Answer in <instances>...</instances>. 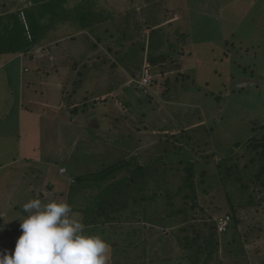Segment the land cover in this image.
Wrapping results in <instances>:
<instances>
[{
  "label": "rangeland",
  "instance_id": "1",
  "mask_svg": "<svg viewBox=\"0 0 264 264\" xmlns=\"http://www.w3.org/2000/svg\"><path fill=\"white\" fill-rule=\"evenodd\" d=\"M39 2L42 0H0V7L4 6L2 11L14 8L13 11L20 10L22 13L23 9ZM94 2L106 14V21L100 27L102 30L99 29L94 36L89 33L52 38L34 54L38 58L35 70L41 69L37 71L39 79L33 73L30 75L35 76L36 83L32 86L39 94L42 83L50 82L49 75L60 77L63 86L61 94L65 91V107L87 98L90 108L95 106V109L111 116V121L105 124L103 131L97 123L98 132L95 133L96 136L105 137L106 144L90 143L92 137H96L90 129L86 133L82 132L84 127L67 117L78 110L77 121L86 123L83 112H88L90 108L76 106L69 111L65 109L63 120L58 119L56 124L61 131L66 132L63 143H58L59 140L47 141L48 136H44L41 141L34 138L32 142V147L36 149L43 142H46L44 147L53 148V152L60 147L61 151L58 150L57 155L63 159L69 171L66 177L71 187L65 190L67 192L63 196L57 193L59 197L50 196L47 199L39 196L41 192L52 195L46 186L38 191L39 194L25 197L19 193L22 198H16V190L26 189L27 185L22 186L20 183L18 178L21 175L10 177L8 173L12 168L7 164L9 157L0 154V225L4 229L0 231V251L7 248H10L6 250L8 253L14 251L19 236L14 239L4 237L7 231L20 227L18 219L25 215L22 209L24 203L38 198L43 203L66 201L80 209L89 202L92 194L90 190L95 185H77L75 178L71 181V177L95 173L122 159L131 160L138 156L141 164L149 165L152 162L154 165L148 171L143 191L135 195L137 199L144 195L147 200L143 201L142 209L137 214V217H142L137 222L133 220L137 217L132 214V209L125 214L113 215L107 228L116 233L111 245L114 244L118 253L115 258H110L108 264H189L191 259L200 264L197 244L206 248L205 241L209 235L213 238V244L208 248L211 249L216 247V239L222 245V239L218 235L215 238L211 233L210 221L205 225L202 218L192 220L191 216L198 217L196 211H200L201 207H206L207 213L214 215V218L225 214L230 209L226 201L227 192L232 193L235 200L239 198L244 202L238 212L244 222L235 224L231 229L232 234L237 233L238 242L234 244V249L239 257H234L232 263L228 260L226 264H249L243 256L245 249H252L251 254H254V246L264 249V246H260L264 240V208L257 212L247 206L248 195L252 192L243 186L249 182L254 169L248 171L239 167L232 176L228 172L221 175L220 168L226 171L235 163L244 167L249 164L256 154L245 145L254 136L264 133V0H159L154 5L148 4L147 0ZM162 7L169 12L156 10ZM109 14L117 18L111 19ZM103 29H110V32L103 33ZM96 44H99L97 51L94 50ZM19 62L17 60L13 65H19ZM60 62L65 63V68L69 70L56 76L54 66L57 64L60 67ZM93 62L107 65L97 69L100 78L96 87L87 82H94L95 78H89L97 72L82 71L85 64L92 66ZM162 66H166L167 72L160 71ZM46 67L49 74L47 70L44 71ZM154 67H157L156 73ZM80 71L87 78L85 81L77 74ZM54 77L53 80L57 79ZM143 78L155 84L151 86L153 91L146 86L147 92L137 88ZM92 94L97 96V101H92ZM45 97L58 100L57 93H51L48 89L43 99ZM165 99L174 103L166 105L163 103ZM108 104L112 106L110 110ZM129 104L130 107L127 106ZM128 118L132 121L129 125ZM146 127L150 129L149 133L145 132ZM189 136H193V140L188 145ZM142 142L143 145L136 148ZM149 142L153 143L148 145ZM30 153L27 151L25 154ZM82 154H88V161L84 160ZM45 157L44 154L43 159ZM156 158L159 159L155 161ZM180 159L194 162L199 174L202 171L207 173L204 177L196 178L197 181L204 180L199 189L201 207L194 213L189 209V219L187 215L181 216L179 213L184 208L183 197L168 199V195L175 194L178 186L184 182V172L178 173L176 170L178 166H186L178 165ZM2 165L6 166L1 168ZM55 165L49 164L47 169H54ZM44 166L37 164L30 169L41 171ZM62 172L65 170L60 171V174ZM23 173L32 176L31 172ZM240 175L245 177L242 183L237 180L241 178ZM51 177L56 178L57 173ZM25 178L28 180L29 176ZM44 178L45 174L41 173V182L30 185L44 184ZM48 181L47 186L51 185ZM153 195L154 198L148 201ZM209 205L214 206V209H208ZM175 212L177 216L172 215ZM169 215H172V219H169ZM190 224H197L196 233H202L204 239L194 242L192 248H186L180 243L184 245L195 237L194 229L186 231ZM152 225L157 229L150 230ZM128 231H137L133 243L125 241V232ZM172 233L176 235L172 236ZM165 238L168 241L162 240ZM221 250L222 247L219 248L222 256ZM253 262L256 264L259 260L253 258Z\"/></svg>",
  "mask_w": 264,
  "mask_h": 264
},
{
  "label": "trees",
  "instance_id": "2",
  "mask_svg": "<svg viewBox=\"0 0 264 264\" xmlns=\"http://www.w3.org/2000/svg\"><path fill=\"white\" fill-rule=\"evenodd\" d=\"M83 1L81 3H75L74 0H42L37 5L30 6L31 8L23 9L25 13V17L28 24V29L24 25V22L21 18V11L17 10L16 12L14 8L10 11H2L4 6L0 7V56L4 55H12L14 57L19 56H27L29 63H32L31 67L37 61V57L35 54L40 48L46 46L47 43L52 40V38H60L62 35L67 36H76L91 33L92 35L96 34L99 29L106 21V14L102 11L101 7H99L94 1L95 0H79ZM159 2V0H147L148 4H155ZM156 10L164 11L168 13V9L156 8ZM111 19L117 18L113 14H109ZM167 15V14H166ZM177 19V18H176ZM28 32L31 34V39L29 38ZM103 33H109L110 29H103ZM67 33V34H66ZM93 35V36H94ZM112 37V35H111ZM114 37V35H113ZM62 38V37H61ZM98 42L99 39H98ZM103 42V40H102ZM101 42V43H102ZM99 45V44H98ZM95 46V51H97V46ZM102 45V44H100ZM107 47V46H106ZM109 49V48H108ZM111 52V49H110ZM100 57V56H99ZM150 57V56H149ZM160 59V58H159ZM108 62V61H107ZM171 62V61H169ZM172 63V62H171ZM162 65H165L164 63ZM75 67L76 63L74 64ZM159 67V66H158ZM166 66L160 67V71L162 73L167 72L165 70ZM74 69V68H73ZM157 67L153 68L154 73L157 72ZM37 72V71H36ZM163 75V74H162ZM80 77L83 76V73L79 74ZM180 79V78H178ZM138 82L137 88L141 90H145L146 88L140 87ZM155 85L151 83L149 87ZM147 87V89H149ZM150 90V89H149ZM147 92V91H146ZM131 104L127 105L130 107ZM131 119V117H130ZM128 118L127 121H132ZM126 124V123H125ZM133 129H129L128 131H132ZM147 133H149V128L146 127ZM261 130V128H260ZM146 132V131H145ZM262 133V132H261ZM193 140V136L188 137V145ZM198 141V140H197ZM245 146L248 147L249 150L256 154L253 156L251 160H249V164L245 167L242 165H231V167L224 171L220 168V173L223 175L225 172H228L232 176L237 168H243L251 172V178L247 184H243L247 191L252 192L248 195L249 202L247 206L249 208L256 209L257 212H260L262 208H264V133L258 134L254 136L252 140L248 142ZM183 148V147H181ZM164 157V156H163ZM160 158V157H159ZM159 158H156L157 161ZM139 157H134L131 160L122 159L113 165L105 167L101 171L95 173H86L83 175H79L74 177L75 184L83 185L86 183L94 184L95 187L90 190L92 194L90 195L89 202L87 201L85 205H82L80 209H76L72 207L73 213L78 215L86 226L85 231L88 234L100 235L106 242L110 245L111 253L110 258H115V255L118 253L114 244L111 245L112 237L116 236V233L109 231L107 225L112 221L114 214L127 213L129 209H132V214L137 217L139 214V210L142 209L143 201L147 200L146 196H141L140 199H137L135 195L140 194L143 191V188L147 182V174L148 171L153 169L154 165L151 162L149 165L141 164L138 160ZM163 159V158H162ZM162 159H160L162 161ZM225 161V160H223ZM231 159L229 160V162ZM186 165V166H178L177 172H184V182L178 186L175 194H169L168 199L174 197H183L184 198V208L179 210L181 216H186L189 214V209L192 213L198 210L200 206V198L202 197L200 193V185L204 182V180L197 181L196 178L204 177L207 175L205 171L198 173L195 169V164L192 161L186 162L183 159H180L178 165ZM221 167V166H220ZM126 171H129L126 173ZM157 172V170H156ZM166 172V171H165ZM164 172V173H165ZM247 174V173H246ZM167 175L165 177V181H167ZM241 178H237L239 183L244 181V176L240 175ZM224 178V176H223ZM224 183V180H222ZM228 182V181H227ZM234 182V181H233ZM203 190V189H202ZM205 191V190H203ZM67 191L61 192L59 195L63 196ZM204 194V193H202ZM227 203L230 206V209L226 211L225 214L214 218V215L207 213L206 207H201L196 211L198 217L191 216L192 220H197L198 218H202L205 225L210 221L211 224V233L217 235L222 239V245L218 239L214 242L216 247L208 249L211 244H213V238L211 236L206 237V248L197 244L199 247L198 258L200 260V264H225V257H238L239 255L234 251V244L238 242L236 240V234H232L231 229L235 224L241 225L243 220L238 216L239 208L244 206V202L237 198L236 200L232 196V193L227 192ZM58 194H55L57 198ZM149 197L152 200L154 198ZM59 197V196H58ZM261 197V198H260ZM150 203V202H149ZM238 203V204H237ZM190 205L186 207V205ZM139 207V209H138ZM208 209L213 210L214 206L209 205ZM207 213V215H206ZM203 214V215H202ZM172 215H176L175 212ZM172 215H169V219H172ZM192 215V214H190ZM249 213L247 214V216ZM82 216V217H81ZM130 216V215H129ZM230 217L231 222L228 227L223 232L219 231V221L222 218ZM128 218V217H127ZM140 217L136 219L133 218L134 221L140 220ZM186 218L189 219L188 215ZM138 219V220H137ZM145 219V218H143ZM142 219V220H143ZM148 220V218H146ZM153 228L157 229L156 226L152 225ZM130 229V228H129ZM189 229H194L195 237L193 239L187 240V243L183 245V243L179 242L180 245L186 248H192L195 245L194 242L202 241L204 237H202V233H196L198 230L197 224H190V227L186 229L188 232ZM185 231V229H182ZM207 231V230H206ZM231 232V233H230ZM127 233V238L125 239L126 243H133L134 239L137 238V231L125 232ZM22 234V230L20 227L15 230L7 231V235L4 238H12L14 239L16 236H20ZM175 233H172V236H175ZM162 239L164 241H168ZM165 247H169L164 245ZM222 246L223 248V258L219 254V248ZM231 246V247H230ZM229 248V249H228ZM10 248L4 249L9 250ZM222 251V250H221ZM147 253V252H146ZM204 257V258H203ZM189 262V261H188ZM186 263V262H183ZM189 264H197L195 260L189 262Z\"/></svg>",
  "mask_w": 264,
  "mask_h": 264
},
{
  "label": "crops",
  "instance_id": "3",
  "mask_svg": "<svg viewBox=\"0 0 264 264\" xmlns=\"http://www.w3.org/2000/svg\"><path fill=\"white\" fill-rule=\"evenodd\" d=\"M17 60L20 61L19 65H13L14 62H16ZM35 64L37 63L35 62ZM35 64L31 67L32 63H29L27 56L25 57L24 56L14 57L12 55L0 56V154L3 153L4 156L9 157V159H7L8 161L7 164H9V166L12 168L11 172L8 173L10 174V177L12 176L19 177L21 175L18 178L20 180V183L22 184V186L27 185L26 189L23 187L16 190L14 194L16 198L21 197L19 196V193H23V196L25 197H30V195L34 196L36 194H39L40 192L38 191L46 186L48 187V190L52 192L51 193L52 195L50 194L45 195L43 192H41L42 194L40 193L39 196L42 197L43 199H47V197L55 196V194L68 190L69 187H71V184L66 177L67 175H69V171L66 169L67 167H65L63 163L64 162L63 159L59 158L57 155V152L58 150H60V147H58V149L55 152H53L54 149L44 147V143L46 142H43V143H39L40 148L36 149L32 147L33 139L35 138L41 141L43 140L44 136H48L47 141L51 140V142H54L55 140H59L58 143L62 144L63 143L62 139L65 136L66 132L61 131L59 129V126L57 127L56 124L58 119L63 120L62 117L64 115L65 109L69 111L70 109H74L77 107L80 108L82 106L84 107L81 109L90 108V102L89 100H87V98L82 97L83 99L81 100V102L79 101L77 103H74L73 105H70L69 107L68 106L65 107L66 104L65 91L63 92V94H61L63 91V86L59 80L60 77H54L51 75H49L50 76L49 83L47 82L42 83L43 85L42 90L41 93L39 94L38 91L35 90L32 86L34 83H36L35 76L39 79V74L35 71L41 70L40 68H37V70H35ZM60 64L62 65L65 63L60 62ZM61 65L59 67L57 64H55L57 68H55L54 66V69L57 72L55 73L56 76L61 75L62 71L69 70L65 68L66 64L64 66L62 65L63 68L61 67ZM101 65L107 67L106 64H97L96 62H93L92 66H87L85 64L82 70L85 73H92L94 71L97 72L95 75H93L92 73V75L89 78V80L95 78V81L92 83L87 82L89 85H92L93 87L97 86V82L100 78L97 69L102 68ZM76 70L78 69L76 68ZM44 71L48 73L49 70L46 67ZM30 73H33L35 76L30 75ZM81 73L82 72L80 71L77 74L79 75ZM53 77L57 79L53 80ZM80 78L83 79L84 81L87 79L85 78L84 74ZM99 82H101V80ZM47 89L48 91H51V93L52 92L57 93L58 100L56 99L48 100L47 97L43 99V96L45 94V91H47ZM150 91H153L152 87ZM92 97H94L92 101L95 102L98 100L95 94H92ZM72 98L73 97L71 96V99ZM168 100L171 102H167ZM163 103L171 106L174 103V101L170 99H165L163 100ZM108 106L110 110L112 106L109 104ZM94 107L95 106H92L88 110V112L87 110L83 112L84 120L86 121L87 119L86 123L81 124L77 121L78 110L74 112V114H77L76 116L73 114L72 116H67V117L71 122L76 123L77 125H82L84 127V131L82 132L86 133V130L90 129L92 134L96 136L95 133L98 132V129H96L97 123H98V127H100V129L103 131L105 124L109 123L112 117L103 111H99L98 109H95ZM97 110L99 112H97ZM153 133L156 134L157 132H153ZM157 134H159V132ZM143 138H145V136H143ZM104 142H106V138L100 135H97L95 138L92 137V141L90 140V143H92L93 145H96L97 143L106 144ZM152 143L153 142H149L147 144L149 145ZM141 145H143V142L139 144L136 148H139V146ZM46 148H48L49 150L45 151ZM74 148L77 149L75 146ZM27 151L31 152L30 155L25 154ZM8 152H10V154H7ZM44 154L46 155L45 159H43ZM87 155L82 154V157H84L85 161H88L86 159ZM55 163L56 165L55 168L53 169L51 166H53V164ZM66 163L67 160H65V164ZM37 164H42V165L44 164L45 166L41 171H34L30 169L31 166L33 167L34 165ZM49 164H51L50 166L51 169H47V165ZM58 165L60 167H58ZM3 166L5 167L6 165H2L1 168ZM63 170H65V172H62L61 175L60 171ZM23 172L26 173L31 172L33 177ZM41 173L45 174L44 184H40V185L37 184L35 186L33 185L34 187L33 188L32 185L30 184L33 182L35 184L40 183ZM55 173H57V177L52 178L51 176H54ZM25 176H29V179L27 180L26 179L27 177L25 178ZM73 179L74 177H71L70 180L73 181ZM48 180H50L51 182V185L49 186H47V184L49 183ZM251 214H256V213L251 212ZM254 217L255 216L253 215L252 218ZM248 218H250V216ZM245 246H247V244H245ZM260 246H264L263 239L261 241ZM233 247L236 248V246ZM254 249H255L253 251L254 254H251L252 249L250 250L245 249V254L243 255L245 257V261L250 262L249 264H254L253 262V258H254L255 260H259V262H256V264H264V256H263L264 249L259 248L257 246H254ZM234 251L236 252L237 250L234 249ZM222 253H223V248H222ZM224 257L226 258L225 260L222 255V258L226 264L228 260H230L232 263L239 256L236 257L235 259H233L232 256L229 257V259L226 256Z\"/></svg>",
  "mask_w": 264,
  "mask_h": 264
},
{
  "label": "clouds",
  "instance_id": "4",
  "mask_svg": "<svg viewBox=\"0 0 264 264\" xmlns=\"http://www.w3.org/2000/svg\"><path fill=\"white\" fill-rule=\"evenodd\" d=\"M22 209V234L13 252L0 251V264H108L110 245L100 235L88 234L66 201L35 198Z\"/></svg>",
  "mask_w": 264,
  "mask_h": 264
},
{
  "label": "built area",
  "instance_id": "5",
  "mask_svg": "<svg viewBox=\"0 0 264 264\" xmlns=\"http://www.w3.org/2000/svg\"><path fill=\"white\" fill-rule=\"evenodd\" d=\"M21 18H22L23 22L25 23L26 28L28 29L29 27H28V24H27L25 13H23V12L21 13ZM28 35H29V38L31 39V34L29 32H28ZM150 84H151L150 79L148 81L145 78H143L142 81L139 83L140 87L146 86V88L149 87ZM230 222H231V218L230 217L222 218L219 221V231L223 232L226 229V227L229 226Z\"/></svg>",
  "mask_w": 264,
  "mask_h": 264
}]
</instances>
